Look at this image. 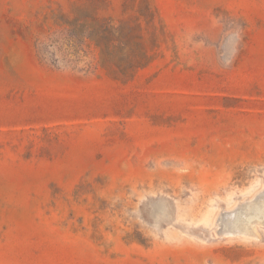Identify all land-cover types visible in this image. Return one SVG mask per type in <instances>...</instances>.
Instances as JSON below:
<instances>
[{
	"label": "rangeland",
	"instance_id": "obj_1",
	"mask_svg": "<svg viewBox=\"0 0 264 264\" xmlns=\"http://www.w3.org/2000/svg\"><path fill=\"white\" fill-rule=\"evenodd\" d=\"M261 206L264 0H0V264H264Z\"/></svg>",
	"mask_w": 264,
	"mask_h": 264
},
{
	"label": "bare ground",
	"instance_id": "obj_2",
	"mask_svg": "<svg viewBox=\"0 0 264 264\" xmlns=\"http://www.w3.org/2000/svg\"><path fill=\"white\" fill-rule=\"evenodd\" d=\"M253 207H254V206H253ZM257 207H258V206H257ZM259 207H260V206H259ZM261 207H262L263 210H264V207H263V206H261ZM253 209H254V208H253ZM257 213H258V212H257ZM257 213H256V214H257ZM262 213H263V212H262ZM252 215H253V214H252ZM260 215H261V214H260ZM257 216H258V215H257ZM263 216H264V215H263ZM260 217H262V216H260ZM260 217H259V218H260ZM254 218H255V217H251V219H254ZM263 218H264V217H263ZM263 218H262V219H263ZM254 229H255V227H254ZM254 229H253V230H254ZM251 234H252V233H251ZM251 234H250V236H251ZM254 235H256V234H254ZM258 238H259V237H258Z\"/></svg>",
	"mask_w": 264,
	"mask_h": 264
}]
</instances>
